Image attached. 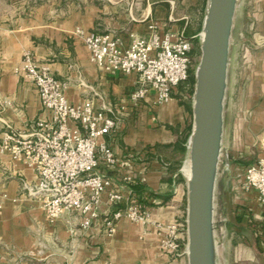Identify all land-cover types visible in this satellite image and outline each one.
<instances>
[{
	"label": "crops",
	"instance_id": "obj_1",
	"mask_svg": "<svg viewBox=\"0 0 264 264\" xmlns=\"http://www.w3.org/2000/svg\"><path fill=\"white\" fill-rule=\"evenodd\" d=\"M207 5L208 0H0V141L9 126L28 133L37 119L52 116L43 107L36 85L20 69L24 53L30 51L36 60L49 65L55 77L67 82L71 102L92 98L96 108L119 117L118 128L105 138L118 156L127 159L129 172L136 175L131 183L141 184L144 190L132 188L114 168L102 166L100 170L132 190L150 217L146 221L123 217L112 234L105 231L104 216L88 227L73 213L51 222L40 203L28 195L27 187L36 180L34 167L0 152V246L46 256L51 249L56 254L69 250L61 264H188L187 254L178 259L161 249L164 231L158 223L183 214L184 187L166 171L160 156L161 150L177 149L183 140L187 163L192 108L177 98L178 89L163 102L154 90L134 102L131 92L139 85L138 74L100 70L76 28L112 32L127 45L133 34L148 35L152 23L162 31L182 30L190 24L192 31L186 33L196 38L203 29ZM178 13L185 14L178 17ZM256 58L264 68V53ZM261 89L252 88L254 99L262 98L253 103L256 127H264V75ZM257 136V156L249 154L244 163L264 159V132ZM244 206L251 223L235 226L240 217L230 219L234 224L230 234L243 237V242L230 252L225 233V264H264V203L257 200L255 191H249Z\"/></svg>",
	"mask_w": 264,
	"mask_h": 264
},
{
	"label": "built area",
	"instance_id": "obj_2",
	"mask_svg": "<svg viewBox=\"0 0 264 264\" xmlns=\"http://www.w3.org/2000/svg\"><path fill=\"white\" fill-rule=\"evenodd\" d=\"M150 27L148 35H131L127 45L112 32L76 28L100 70L138 74L139 85L131 92L134 102L146 99L152 90L159 102L170 99L187 80L192 65V36L183 30L162 31L157 23ZM20 69L36 85L43 107L52 116L37 119L28 133L9 126L0 141V152H9L14 160L27 161L34 167L36 180L27 187L28 195L40 203L49 221L73 213L82 217L83 227H88L104 216L105 231L112 234L123 217L149 220L132 190L100 170L102 166L114 168L126 183L136 178L128 170L127 159L118 156L105 138L118 128L119 117L96 108L92 98L71 102L67 82L55 77L49 65L36 60L30 51L24 53ZM226 169L235 193L233 208L241 218L235 226H248L250 211L244 206L247 193L255 191L257 200L264 203V159L243 163L228 153ZM104 205L107 207L103 210ZM181 216L158 223L164 231V251L176 256L187 254V221L184 213Z\"/></svg>",
	"mask_w": 264,
	"mask_h": 264
},
{
	"label": "water",
	"instance_id": "obj_3",
	"mask_svg": "<svg viewBox=\"0 0 264 264\" xmlns=\"http://www.w3.org/2000/svg\"><path fill=\"white\" fill-rule=\"evenodd\" d=\"M241 0H208L195 70L187 184L188 264H225L223 176L228 161L227 102Z\"/></svg>",
	"mask_w": 264,
	"mask_h": 264
},
{
	"label": "rangeland",
	"instance_id": "obj_4",
	"mask_svg": "<svg viewBox=\"0 0 264 264\" xmlns=\"http://www.w3.org/2000/svg\"><path fill=\"white\" fill-rule=\"evenodd\" d=\"M198 7V6H197ZM184 10V9H183ZM185 13H178L180 17ZM199 14V13H198ZM185 33L191 32L190 24L182 29ZM202 31H200L201 34ZM187 34V33H186ZM200 34L193 37L192 65L191 72L194 73L201 56ZM264 53V9L261 8V0H241V5L237 15V22L233 39V59L231 68V80L229 96L227 102V131L226 145L229 157L238 156L241 160H249L248 155L257 156V145L260 139L257 135L264 132V127H256L253 123V103L261 102L262 98L254 99L252 88H262L263 85V63L256 61V56ZM262 78V79H260ZM194 85L187 80L183 81L178 87L177 98L181 103L192 108ZM262 90V89H261ZM160 158L166 166V171L175 175L178 185H182L185 190L184 195V217L186 215L187 204V184L183 167L185 165L184 153L181 150L163 149ZM256 158V157H255ZM244 163V162H243ZM231 174L226 169L223 176L224 187V210L227 217L225 233L231 243L229 250L243 242V237L236 233L230 234L233 230L235 219L234 203L235 193L230 185ZM182 217V216H181ZM238 217V216H237ZM231 219V220H230ZM241 219V218H239ZM241 222V220H238ZM246 227V226H245ZM229 234V235H228ZM161 249L164 251L160 242ZM0 264H61L65 262L69 250L56 254L54 249L49 250L48 256L40 253H28L15 246L1 244ZM184 250V245L182 247ZM227 251V252H228ZM230 253H228V256ZM178 259H185L186 254L176 256ZM42 257V258H41ZM47 257V258H46ZM147 262V257L145 256ZM150 260V259H148ZM241 263V261L239 262Z\"/></svg>",
	"mask_w": 264,
	"mask_h": 264
},
{
	"label": "trees",
	"instance_id": "obj_5",
	"mask_svg": "<svg viewBox=\"0 0 264 264\" xmlns=\"http://www.w3.org/2000/svg\"><path fill=\"white\" fill-rule=\"evenodd\" d=\"M187 81H188V82H191V83H193V84H195V72L192 73L191 70H190V74H189V76H188V78H187ZM177 148H178L179 150H181L182 153L185 154L186 146L184 145L183 140H181V141H179V142L177 143ZM242 161H243V162H248L249 160H245V159H244V160H242ZM129 185L132 186V188H134L135 190H137V191H139V192H142V191L144 190L143 186H141V184H139V183H131V182H130ZM151 194H153V195H155V196H160L159 194L154 193V192H151Z\"/></svg>",
	"mask_w": 264,
	"mask_h": 264
},
{
	"label": "bare ground",
	"instance_id": "obj_6",
	"mask_svg": "<svg viewBox=\"0 0 264 264\" xmlns=\"http://www.w3.org/2000/svg\"><path fill=\"white\" fill-rule=\"evenodd\" d=\"M183 170L185 171V173L189 174V171H190L189 163H186L184 165Z\"/></svg>",
	"mask_w": 264,
	"mask_h": 264
}]
</instances>
